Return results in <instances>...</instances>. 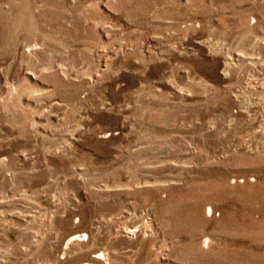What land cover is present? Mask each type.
<instances>
[{
	"label": "rangeland",
	"instance_id": "374dc122",
	"mask_svg": "<svg viewBox=\"0 0 264 264\" xmlns=\"http://www.w3.org/2000/svg\"><path fill=\"white\" fill-rule=\"evenodd\" d=\"M0 102V264H264V0H0Z\"/></svg>",
	"mask_w": 264,
	"mask_h": 264
},
{
	"label": "bare ground",
	"instance_id": "6f19581e",
	"mask_svg": "<svg viewBox=\"0 0 264 264\" xmlns=\"http://www.w3.org/2000/svg\"><path fill=\"white\" fill-rule=\"evenodd\" d=\"M28 74H29V72H28ZM35 75V74H34ZM31 92V91H30ZM1 103V102H0ZM253 104H255V103H253ZM252 104V105H253ZM249 107H252L251 105H247V106H244V108L246 109V110H248L249 109ZM128 215H130V217H131V215H132V213H128ZM120 229H122V228H120ZM134 228L133 227H131V226H126V227H123V231L122 232H124L125 234H132L131 233V231L133 230ZM136 229V228H135ZM133 232V231H132ZM134 233V232H133ZM71 241H75V240H84V239H86V238H88V235H87V233L86 232H82V233H76V234H72V235H70L69 237H68ZM84 238V239H83ZM207 240V238L206 239H204V242ZM70 241V242H71ZM202 245V244H201ZM95 253H92V255H91V257H89L88 258V260H89V262H85L84 264H99V260L101 259V256L102 257H104L103 256V253H102V251H100V250H98V251H94Z\"/></svg>",
	"mask_w": 264,
	"mask_h": 264
}]
</instances>
